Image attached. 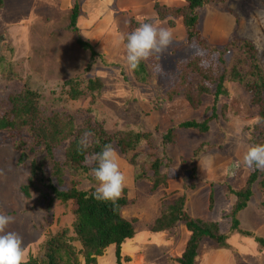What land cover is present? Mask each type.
I'll return each instance as SVG.
<instances>
[{"label": "rangeland", "instance_id": "374dc122", "mask_svg": "<svg viewBox=\"0 0 264 264\" xmlns=\"http://www.w3.org/2000/svg\"><path fill=\"white\" fill-rule=\"evenodd\" d=\"M173 1L169 0L167 4L165 0H153L151 6L154 14L150 12L144 17L139 15L143 19L137 15H132V18L128 16L123 27L116 25V19L112 35L114 38L119 37V40L111 36L112 43H109L103 39L99 40L101 37L96 36L93 39V48L98 56L92 59L93 48L89 51L80 49L75 36L66 33L65 29L47 36L53 32L52 25L44 28L45 25L40 24L45 17L39 19L38 10V17L29 19L27 15L33 10L34 3L26 4L25 1L27 10L23 7L24 12L19 8L14 12V9L9 8L11 1L6 0L5 8L0 12V115H6L11 110L9 98L29 88L39 95L43 118L62 113L67 118L73 117L77 127L87 120H93L95 124L104 127L108 135L131 131V128L153 133L151 141L143 142L142 147L131 156L135 155L138 159L140 169L142 166L150 168L157 159H163L164 163L170 161L167 170L177 176L169 180L167 187L153 193L152 183L136 182L134 167L117 153L120 169L126 176L122 196L126 193L132 202L123 215L128 220H135L139 229L138 236L122 247L123 258L131 260L130 263L123 264H180L177 260L182 258L191 238V235L187 237L182 233L186 228L181 226L169 233L153 234L151 227L160 217L161 208L165 203H173L181 198L187 199V208L192 216L218 223L220 232L229 237L227 250L216 249L211 242L204 243L195 264H264V250L255 237L231 233L233 219L230 214L235 198L229 194L230 189H245L253 172L252 168L242 166L241 160L248 146L254 144L252 140H256L259 135L255 129V126L259 125L252 123L259 115V109L252 105L250 94L240 84L233 83L226 87L229 95L221 99L215 112L211 109L213 97L209 95L203 97L202 107L198 111L193 110L181 94L175 96L172 101H166L170 91L168 74L179 75L182 67H179V63L187 62L198 53L184 44L187 34L182 17L175 19L171 16L163 22L158 20L159 14L155 7L173 5L170 8L183 9L188 6L186 2L180 5L179 2ZM216 2L215 5H207L198 10L201 22L198 30L209 45L213 46L223 47L235 38L252 43L264 70V0ZM138 6L141 5L137 3L133 9L128 10L134 13ZM147 7L150 10V6ZM114 13L115 17L120 15L117 7ZM48 19L53 20L52 16ZM152 21L170 29L173 42L159 59L153 56L146 62L141 61L145 63L151 75L149 83H141L136 79L135 71L126 67L124 44L127 35L140 23ZM69 22V18H66L60 21V24ZM170 22L175 23L173 28L170 27ZM31 31L36 37H40L39 33L43 32V39L50 38L56 51L49 55L48 47L42 46L40 52L34 55L35 51L30 49ZM65 42L70 44L67 46ZM71 45L80 51L77 52L76 49L72 56H67ZM56 52L60 56L64 55V66L69 70H60V58ZM72 59L77 65L71 68ZM88 66L92 68L90 72H86ZM162 72L167 73L166 78ZM73 78H80L83 87L90 79L98 78L103 81L104 87L94 104L90 91L77 102L68 98L64 93L68 88L64 89L63 84L65 80ZM213 113L216 114L217 120L211 122L207 132L178 130L176 142L166 146L163 135L168 129L184 122L200 121ZM95 124L93 123L94 126ZM201 136H204V141L200 140ZM31 137L32 135L30 139ZM18 140H28V137L15 130L0 136V213L14 217V222L6 231H14L22 237L27 261L30 255L39 253L40 246L50 235L65 229L71 231V236L74 234L72 230L75 206L72 202L68 205L57 202L50 212L42 205L41 193L44 192V196H53V191L47 187L48 184L51 183L60 190L75 187L80 191H87L95 190L98 182L92 175L96 164L91 157L82 163V166L90 170L88 172L79 168L78 163L69 161L67 148L70 140L67 139L60 142V145L57 144L52 162L48 160V164H44L42 178L46 183H38L35 180L34 185L37 186L38 183L39 191L32 187V198H25L21 190L31 177V165L30 162L20 163L22 151L15 148ZM200 148L205 153L196 162L195 179L190 173L194 168L195 152ZM36 158L39 163L45 162L42 153ZM25 161H28V157ZM53 161L61 166L65 164L71 167L66 168L63 181H59L54 175ZM259 185L258 183L254 186L252 201L239 215V221L243 231L264 238V195ZM115 261L111 250L105 257L98 259V264H116Z\"/></svg>", "mask_w": 264, "mask_h": 264}, {"label": "trees", "instance_id": "16d2710c", "mask_svg": "<svg viewBox=\"0 0 264 264\" xmlns=\"http://www.w3.org/2000/svg\"><path fill=\"white\" fill-rule=\"evenodd\" d=\"M184 1L188 6L183 9L167 6L162 8L155 7V9L157 8L156 12L159 14V21L163 22L171 16L175 19L183 18L187 34V40L184 44L198 52L195 57L187 62L184 63L182 61L179 63V67L182 66L179 75L172 76V74H168L170 77V91L167 94L166 101H172L175 96L181 94L189 106L193 110L198 111L202 107L203 97L209 95L213 97V107L211 109L215 112L221 99L229 95L226 87L230 83L240 84L250 94L252 105L259 109V116L264 117V70L257 58V51L253 44L235 38L223 47L209 45L202 32L198 30V26L201 23L198 10L207 5H215L217 3L216 0ZM5 3L6 0H0V12L4 10ZM73 4L70 16L71 24L66 30L75 36L80 49L89 51L93 48V45L87 42L77 28L78 18L81 14L80 0H75ZM9 8L14 9V12L18 8L21 12H24L21 2H9ZM24 14H26V11ZM35 16L27 15L29 19ZM49 16L46 15L45 20L43 19L40 22L41 25H45L44 28L52 25L51 29L53 32L47 36L56 34L63 28L58 22L48 19ZM170 25L173 28L175 23L170 22ZM29 35L30 49L35 51L34 55L40 52L39 49L42 46L48 47L49 55L56 51V47L50 38V40L43 39L45 37L43 32L39 33L41 38L33 35L32 31L29 32ZM69 44L66 45L68 46ZM76 49L77 52L80 51L71 45L70 50L67 51V56H72ZM92 52V59L98 56L94 48ZM57 54L60 61H62V63L59 61L60 70L62 69L63 72L64 69L69 70L68 67L64 66L66 63V60H63L64 55L60 56L59 53ZM32 58L34 59V56ZM32 58L31 60H33ZM75 65H77V62L72 59L71 68ZM89 66L86 72H90L92 69ZM134 71L135 77L139 82H150L151 75L144 62H141ZM162 74L166 78L167 73L162 72ZM63 87L64 89L68 88V90H64V93L75 102L83 99L87 91H90L92 93L91 96L94 98L92 99L94 104L99 98L104 84L102 80L96 78L88 80L85 87H83L80 78H73L65 80ZM39 99L37 93L26 88L21 93H16L15 96L9 98L11 110L6 115H0V136L15 130L22 132L23 135L28 137V140H18L15 143L16 150L22 151L20 163L30 162L31 165V177L28 184L21 190L25 198H32V191H30L32 187L34 190L39 191L38 183H46V180L42 178L44 175V164H48V160L52 162L55 157L57 144L60 145V142L62 143L67 139L70 140L67 148L69 161L75 164L78 163L79 168H82L85 172L90 170L82 166V163L88 157H91L93 153L100 152L105 144H111L118 155L126 158V161L134 167V180L136 182L152 183L153 193L163 187H167L169 180L177 176L167 170V167L171 164H169L170 161L164 163L163 159H157L151 164L150 168L142 166V169H140L137 164L138 159L135 155L131 156V154H134L142 147L143 142L151 141L152 132L137 131L131 128V131H120L115 135H108L105 132V128L95 124L93 120H87L80 127H77L74 119H72L73 117L69 116L67 118L62 113H54L46 119L41 116L42 108ZM10 116L12 117L10 118ZM215 120H217V116L213 113L210 117L200 121H188L174 126L164 133V142L166 146L174 144L177 139L176 132L182 129L205 133L210 129L211 122ZM255 129L259 135L252 142L254 144H264V125L255 126ZM85 133L91 134L87 137V142L91 146L82 151L80 142L84 138ZM30 134L33 137L31 139ZM41 153L44 154V163H39L36 158ZM204 153L201 148L195 152V158L193 159L194 168L190 173V176L195 179L197 178L196 162ZM26 157H28V161H25ZM66 168L70 169L71 167L65 164L61 166L53 161L54 175L59 178V181H63L62 177L65 175ZM252 169L253 172L245 189L239 191L230 189L229 192L230 196L235 198V204L230 214L233 219L231 233L243 234V236L249 238L255 237L256 242L264 250V238L257 237L251 232L243 231L239 221V215L249 207L252 201L253 188L256 184H260L259 186L264 195V171ZM35 180L38 181L37 186L34 185ZM47 187L53 191V196H44V192L40 196V201L47 212L52 211L57 202L63 205H68L71 202L74 204L73 215L75 221L72 230L74 234L71 236V231L65 229L57 234L50 235L43 245L40 246L39 253L30 255L26 264H82L81 261L84 264H98V259L105 257L111 250H113L116 264L131 262L130 258H123L122 247L137 237L138 229L135 220H128L123 215L124 210L132 203L126 193L117 201V205L113 206L111 202L95 200L92 196L95 191L93 189L80 191L73 187L69 190H60L51 183ZM181 226L186 228L191 238L187 243L182 258L177 260L180 264H195L202 245L207 242H211L216 249H229V237L220 232L219 224L192 216L187 208L186 198L173 201V203H165L161 208L160 217L154 222L151 231L155 234L169 233Z\"/></svg>", "mask_w": 264, "mask_h": 264}, {"label": "clouds", "instance_id": "9594fccd", "mask_svg": "<svg viewBox=\"0 0 264 264\" xmlns=\"http://www.w3.org/2000/svg\"><path fill=\"white\" fill-rule=\"evenodd\" d=\"M172 42L173 34L170 29L158 25L155 21L140 23L126 37V67L136 70L141 61L146 62L153 56L159 59ZM252 123L264 125V117L257 115ZM89 135L91 134L85 133L80 142L82 151L91 146L87 142ZM91 160L96 164L92 175L98 182L92 193L93 198L111 202L116 206L126 184V176L120 169L116 150L111 144H105L100 152L92 154ZM241 164L246 168L264 171V144L249 145L242 156ZM13 222L14 217L0 213V264H26L22 237L14 231H6Z\"/></svg>", "mask_w": 264, "mask_h": 264}, {"label": "crops", "instance_id": "0c3cea01", "mask_svg": "<svg viewBox=\"0 0 264 264\" xmlns=\"http://www.w3.org/2000/svg\"><path fill=\"white\" fill-rule=\"evenodd\" d=\"M13 1L21 2L22 8L25 7V10H27V8L26 6H24V2L26 1L27 2L26 4H28V2H32L34 3V6H33V10L30 11V15L37 16L36 12L38 10L39 12L38 16H40L39 19L41 18L43 19L46 15H50V16L52 15L53 21L56 20V22H58L59 25H61L60 21H63L66 18H69V20H71L70 16L74 5L73 2L75 0H11V2ZM165 1H167L166 3L169 4V0H165ZM151 2H153V0H80L81 14L78 18L77 28L79 29L82 36H84V38L87 40V42L91 43L92 45L94 43L93 39H95L96 36L101 37V39L99 40L103 39L104 42L112 43L110 41V37L112 36L114 38V36L112 35L113 32L112 29L116 27L114 26L116 19H117L116 25L118 27L120 26L123 27L124 23H126L127 21L128 16L132 18V15H134V17L136 15L138 17L139 15H141V17H144L149 15L150 12L154 14L153 6H151L152 5ZM173 2L174 3L179 2L180 5L185 3L184 0H176V1L174 0ZM137 3H139L141 6H138L137 11H134V13L130 12V10L128 9H133L134 8L133 6H135ZM144 5H146V7ZM147 6H150V10ZM116 7L120 11V15L118 17H115V13H114ZM70 24L71 21L69 22V24L64 23V25H62L63 29L66 30V28H68ZM65 32L71 34V32H68L67 30ZM118 38L115 37L114 39L118 41L119 40ZM200 140L204 141V136H201ZM136 227L138 229V226ZM182 233H184V235H186L187 237H190V233L186 231V229L185 231L183 230ZM235 252L237 253V251Z\"/></svg>", "mask_w": 264, "mask_h": 264}, {"label": "bare ground", "instance_id": "6f19581e", "mask_svg": "<svg viewBox=\"0 0 264 264\" xmlns=\"http://www.w3.org/2000/svg\"><path fill=\"white\" fill-rule=\"evenodd\" d=\"M76 6V5H75ZM74 12V11H73Z\"/></svg>", "mask_w": 264, "mask_h": 264}]
</instances>
